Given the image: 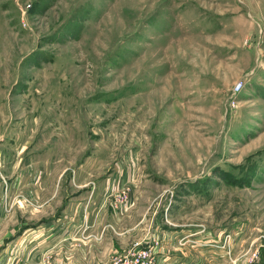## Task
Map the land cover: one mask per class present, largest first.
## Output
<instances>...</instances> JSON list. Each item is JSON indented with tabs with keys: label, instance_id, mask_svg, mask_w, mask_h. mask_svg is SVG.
<instances>
[{
	"label": "rangeland",
	"instance_id": "1",
	"mask_svg": "<svg viewBox=\"0 0 264 264\" xmlns=\"http://www.w3.org/2000/svg\"><path fill=\"white\" fill-rule=\"evenodd\" d=\"M81 201L113 262L264 264V0H0V208Z\"/></svg>",
	"mask_w": 264,
	"mask_h": 264
},
{
	"label": "crops",
	"instance_id": "2",
	"mask_svg": "<svg viewBox=\"0 0 264 264\" xmlns=\"http://www.w3.org/2000/svg\"><path fill=\"white\" fill-rule=\"evenodd\" d=\"M41 177L38 174L35 179L32 178L29 186L38 187L42 182ZM107 194L108 191L104 192L98 210L108 207L105 200ZM29 196L34 199L33 192L29 193ZM78 206L75 209L76 212L72 211V214L63 218L58 217L50 222L31 223L30 225H35V228L29 227L27 223H23L25 227H21L22 224L18 219L6 215L0 208V264H11L9 259L13 255L21 256L22 260L27 263H38L47 255L46 264H112L116 258L110 260L112 256H116L114 253L118 255L119 252L120 254L127 252L123 242H121L122 245L118 242V246H116L115 241L110 239L108 225L103 226L100 231L97 230L98 225H103V219L96 221L93 216L95 221L93 223L90 213H85L88 209L85 201H81ZM34 220L43 221L37 217H34ZM116 234L120 236L117 231ZM2 261L4 262L1 263ZM42 263L45 264V260ZM157 264L191 263L187 260L177 261L176 253L173 252V258L167 261L161 257ZM195 264H202V261Z\"/></svg>",
	"mask_w": 264,
	"mask_h": 264
},
{
	"label": "built area",
	"instance_id": "3",
	"mask_svg": "<svg viewBox=\"0 0 264 264\" xmlns=\"http://www.w3.org/2000/svg\"><path fill=\"white\" fill-rule=\"evenodd\" d=\"M229 238V236H228ZM147 250H134L130 252L125 258L118 259L112 264H154L150 258L151 251Z\"/></svg>",
	"mask_w": 264,
	"mask_h": 264
}]
</instances>
